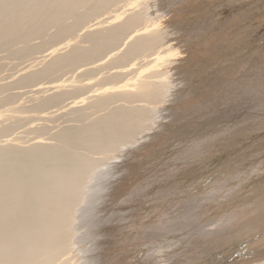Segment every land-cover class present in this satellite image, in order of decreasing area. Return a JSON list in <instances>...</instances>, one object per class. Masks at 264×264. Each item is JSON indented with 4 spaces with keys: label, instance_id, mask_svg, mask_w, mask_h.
Listing matches in <instances>:
<instances>
[{
    "label": "bare ground",
    "instance_id": "obj_1",
    "mask_svg": "<svg viewBox=\"0 0 264 264\" xmlns=\"http://www.w3.org/2000/svg\"><path fill=\"white\" fill-rule=\"evenodd\" d=\"M164 1L0 0V264H133L151 244L152 264H264L261 254L247 258L254 249L233 246V220L254 197L228 202L240 175L235 185L232 172L214 195L177 199L187 185L170 177L175 167L164 175L172 183L159 193L157 221L144 224L135 208L147 191L137 169L178 158L179 150L158 153L178 148L182 116L203 99L190 98L187 73L199 31L180 37L167 13L175 3ZM216 78L202 80L209 89L226 85ZM207 120L205 130L218 119ZM236 136H207L220 141L209 149L195 137L186 160L200 164Z\"/></svg>",
    "mask_w": 264,
    "mask_h": 264
},
{
    "label": "rangeland",
    "instance_id": "obj_2",
    "mask_svg": "<svg viewBox=\"0 0 264 264\" xmlns=\"http://www.w3.org/2000/svg\"><path fill=\"white\" fill-rule=\"evenodd\" d=\"M196 1L178 0V3L176 0H172V2H174L176 5L174 4L173 7H170L167 13L170 14V19H172L171 23H178V28L180 27L179 29H181L179 32L180 37L198 38V34H200V37L198 38L199 40H194V44H197V49H199V51H197V53L190 58V61L191 63H193V65L191 66L190 71L187 73L188 77L195 81V85L193 84L195 88L190 91V98L194 97L198 100H201V98L203 99L199 102V104L197 103L194 110L191 106L192 109H187V111L184 113L185 115L182 116V119L184 120H181L184 123H180V127L177 130L178 132H185V134L181 136L179 144L176 145V147L178 148L170 146L169 148H166V150L165 148H163L158 153V155H160L159 159H161L164 157V155H166V157H169V153L171 155H174L177 150L181 151L182 153L179 154L178 158L174 156L175 161H173L174 157H172V160L171 158H165L163 164H161L163 168H160L159 163L155 164V168L153 169H151V167L149 169L146 167L144 168V166H141L139 168H132V170H134L135 172V168H138L137 170L139 171L143 170L145 172L144 174L142 173L143 176L141 175V178H139V180L135 182H142L141 193L147 190L144 195L141 196L140 200L137 201V203L135 204V208H137V211L142 220H146L144 224H153V221H157V218L159 217L158 215L160 213L159 211L157 212V209L159 210V208H161L162 199H164L159 193L165 188H168V186H170L172 183V181L168 184L164 182V179L168 177H165L164 175H167L168 170L172 168L176 167L174 169L175 171L173 170L174 173H172L173 171L171 172L172 174L170 173V177H172V179H175L176 181L178 179V181L180 182H185L187 185L181 191H178L172 195L173 197L175 196V198L180 195L177 199L183 198L184 195H188V193L192 198H203L204 196L214 195L216 191L213 188L216 187V185L219 186L222 183L223 179L232 175L233 172V184H237L238 180L235 177L238 175H240L242 178V184H239V187L237 189H233V196L230 197V200H228V202L237 200L241 196H254L253 200L244 203L250 204V202H252L251 206H248L247 209L242 212L243 214L241 213L237 215V219L233 220V229H237L233 234L236 236L235 239L233 238V246H236V244H244L245 247H248L246 249L255 250H249V252L246 253L247 255H249L247 258H260V256H264L258 244L261 239L264 240V0ZM164 2V5H166L167 7V0H165ZM191 5H193L194 7ZM206 30L207 32L206 34H204ZM193 33H196V36ZM187 34L190 36H188ZM247 47L248 49H246ZM215 58L217 62H214ZM238 58H241L243 60ZM229 63L233 64L234 67L232 66L229 69ZM240 66L242 68L239 69ZM213 69H216L220 73H215V70L213 72ZM227 72H230V75ZM236 73L238 74L235 75ZM211 75L213 77H217L215 80H218L219 82L220 79H222V81L225 80L226 82H224L227 86H223V84L220 83L217 86L212 85L209 89L207 86V81L202 80V78L204 79L205 77ZM187 90L188 89L186 88L185 91ZM205 95L207 96L205 97ZM200 103L202 106L200 105ZM191 115H193V117L190 118ZM224 116L226 119L224 118ZM210 117L218 119V123H213V127L210 126L209 130H205L203 128V121H208L207 119H209ZM201 129L203 130L199 131ZM226 132L237 134V136L234 138L235 140L233 139L231 144L228 142L227 144L220 145V147L218 145V147L215 148L216 150H212L213 152L208 154L205 159L203 158L204 160L200 161V164L194 162V164L192 165L189 160H186L187 158L189 159V157L192 155H186L188 154V152L186 151L190 150L193 144L195 146V137L196 141L207 140L202 145H204L205 149H209L210 145H217L220 141L213 142L205 138H210L211 136L216 135V140H220L223 138V134H225ZM208 141L209 143L207 144ZM179 158L181 159V161H178ZM176 161H178V163H175ZM154 174L157 175L155 176ZM245 174H247L248 176L244 177ZM145 179L149 181L151 180L150 185H148L147 187L144 183ZM154 179L157 181H155ZM130 180L132 181L133 179L131 178ZM133 182L134 180L132 181V183ZM135 182L132 186L136 184ZM158 182L159 184H157ZM163 183L165 185L167 184V187L164 186ZM150 187L151 189H149ZM147 195L149 197H147ZM132 197L134 199H137L138 195H133ZM214 208L215 207L212 206V209ZM235 209H233V215H235ZM166 210H168V214H170L171 210L173 209L169 210L168 208ZM231 210L232 208L226 210L225 213H228ZM153 213L157 215L155 216ZM245 218L248 219L246 220ZM153 245L154 244H151L149 248L147 247V245L141 246L140 250H142L140 251V254H138L139 252L135 253L134 257L132 258L133 260L131 259V261H134L132 263L146 264L148 262L147 264H149L150 262V264H152L153 260L151 258L148 259V257L146 256L150 252L149 249L153 248ZM196 246L197 248H199L197 250H192V253H199L204 250L203 243L197 244L194 247ZM260 247L263 248L264 245H261ZM143 250L145 253L143 252ZM190 250L191 249H189V251ZM241 250H244V248H242ZM255 252H257L258 254H256ZM259 254L261 255L258 256ZM135 258L139 262H137ZM182 260H184V257L179 258L177 264H182Z\"/></svg>",
    "mask_w": 264,
    "mask_h": 264
},
{
    "label": "water",
    "instance_id": "obj_3",
    "mask_svg": "<svg viewBox=\"0 0 264 264\" xmlns=\"http://www.w3.org/2000/svg\"><path fill=\"white\" fill-rule=\"evenodd\" d=\"M248 252V251H247ZM255 253H257V252H255ZM262 253L264 254V251H262ZM258 254V253H257ZM251 255V254H250ZM260 255V254H259Z\"/></svg>",
    "mask_w": 264,
    "mask_h": 264
}]
</instances>
